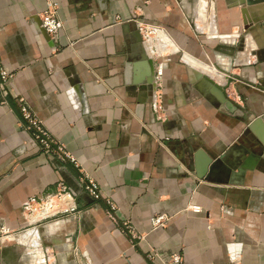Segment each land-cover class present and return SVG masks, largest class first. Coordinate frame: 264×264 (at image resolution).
Returning a JSON list of instances; mask_svg holds the SVG:
<instances>
[{"label":"crops","instance_id":"1","mask_svg":"<svg viewBox=\"0 0 264 264\" xmlns=\"http://www.w3.org/2000/svg\"><path fill=\"white\" fill-rule=\"evenodd\" d=\"M244 2L0 0V264H264V145L249 130L264 120V0ZM53 6L63 28L48 37ZM18 97L78 167L34 140ZM60 182L77 210L27 224L23 204Z\"/></svg>","mask_w":264,"mask_h":264},{"label":"built area","instance_id":"2","mask_svg":"<svg viewBox=\"0 0 264 264\" xmlns=\"http://www.w3.org/2000/svg\"><path fill=\"white\" fill-rule=\"evenodd\" d=\"M41 26L50 37H55L62 30L63 23L58 18L54 6L51 7L41 18ZM139 30L145 41L149 40L156 31L154 27L147 26H140ZM1 63L2 59L0 57V64ZM0 75L2 80L0 83L1 98L6 97L9 94L7 83L11 75L3 67L0 69ZM17 99L22 116L26 121V128L33 133L34 140L43 147L47 154L52 155L61 163L71 162L75 167H78L76 160L67 154L63 147L59 145L52 138L49 132L44 129L42 123L31 110L28 102L22 97H18ZM155 108L158 113L163 112L162 93L160 92L156 97ZM80 183L83 191L87 195L94 200L100 199V191L97 184L90 180L87 175H83L81 177ZM77 198L78 193L76 190L69 187L65 182H60L55 194L47 197H31L23 204L22 210L26 223L37 225L40 223L53 222L64 214L75 212L77 210ZM112 210H114V207H112ZM164 221V217H157L153 220L155 225H161ZM8 233V229L0 223V236ZM174 263L180 264L181 259L179 257H175Z\"/></svg>","mask_w":264,"mask_h":264},{"label":"water","instance_id":"3","mask_svg":"<svg viewBox=\"0 0 264 264\" xmlns=\"http://www.w3.org/2000/svg\"><path fill=\"white\" fill-rule=\"evenodd\" d=\"M240 1H241L242 5H245L244 0H240ZM242 13H243V15L245 17L246 16V11L243 10ZM43 33H46L45 30H43ZM45 35H47V34H45ZM146 76H147V78L143 82V84H151L153 82L152 72L147 70V75ZM205 82H206V88L208 89V91L211 94H213L222 104H224L225 108L229 112H231V113L234 112L235 111V107L228 100L223 88L220 85H218L217 83H215L213 80H211L209 77L207 79H205ZM249 130L254 132L255 136L264 145V120L262 118H257L253 123H251V125L249 127ZM206 168H207V164H206V166H204V170H203L204 172H205Z\"/></svg>","mask_w":264,"mask_h":264},{"label":"rangeland","instance_id":"4","mask_svg":"<svg viewBox=\"0 0 264 264\" xmlns=\"http://www.w3.org/2000/svg\"><path fill=\"white\" fill-rule=\"evenodd\" d=\"M211 63H208V69L216 72L218 75H222L218 70V63L215 61V59H212V61H210ZM212 77V76H211ZM214 79V77H212ZM221 78V77H219ZM214 81V80H213ZM215 82V81H214ZM216 83V82H215ZM2 236V235H1Z\"/></svg>","mask_w":264,"mask_h":264},{"label":"bare ground","instance_id":"5","mask_svg":"<svg viewBox=\"0 0 264 264\" xmlns=\"http://www.w3.org/2000/svg\"><path fill=\"white\" fill-rule=\"evenodd\" d=\"M217 70L220 71L221 73H223V74L226 75V76H227V74H228V72H229L228 70L221 69L220 67H217ZM212 75H213V74H212ZM215 76H218V75H215ZM218 79H220V78H218ZM220 81H221V80H220ZM226 84H227V83H226ZM28 234H29V233H28ZM28 234L26 235V238L29 237ZM23 236H24V235H23ZM27 240H28V239H27ZM27 240H26V241H27ZM28 241H29V240H28Z\"/></svg>","mask_w":264,"mask_h":264}]
</instances>
